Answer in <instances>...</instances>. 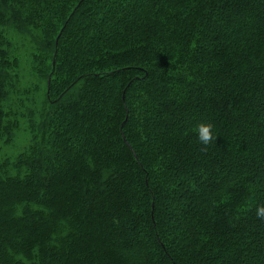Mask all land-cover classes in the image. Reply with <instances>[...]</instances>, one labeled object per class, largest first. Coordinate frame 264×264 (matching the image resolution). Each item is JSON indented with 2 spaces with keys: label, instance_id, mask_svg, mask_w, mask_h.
Here are the masks:
<instances>
[{
  "label": "trees",
  "instance_id": "trees-1",
  "mask_svg": "<svg viewBox=\"0 0 264 264\" xmlns=\"http://www.w3.org/2000/svg\"><path fill=\"white\" fill-rule=\"evenodd\" d=\"M18 133L0 264H264V0H0Z\"/></svg>",
  "mask_w": 264,
  "mask_h": 264
},
{
  "label": "rangeland",
  "instance_id": "rangeland-1",
  "mask_svg": "<svg viewBox=\"0 0 264 264\" xmlns=\"http://www.w3.org/2000/svg\"><path fill=\"white\" fill-rule=\"evenodd\" d=\"M10 40L12 42V51L13 54L17 53V56L19 57V62H20V70L21 72H25L26 68V57L25 54L29 50L28 48L22 47V43L27 42L29 43L27 37L18 35L17 33L13 32L12 36H10ZM25 74V73H24ZM27 77V76H26ZM26 134L18 133L17 137L13 140V142L8 146L3 145V147L0 148V160H3L5 158L9 157H15L21 150L23 149V146L26 143ZM3 144V141L1 142V145Z\"/></svg>",
  "mask_w": 264,
  "mask_h": 264
},
{
  "label": "clouds",
  "instance_id": "clouds-1",
  "mask_svg": "<svg viewBox=\"0 0 264 264\" xmlns=\"http://www.w3.org/2000/svg\"><path fill=\"white\" fill-rule=\"evenodd\" d=\"M217 134L209 123L201 122L195 127L196 140L203 146H208L216 141ZM255 217L264 222V204L255 206Z\"/></svg>",
  "mask_w": 264,
  "mask_h": 264
}]
</instances>
